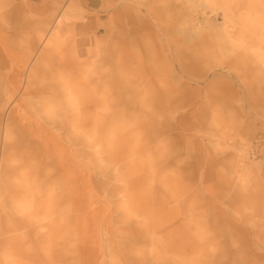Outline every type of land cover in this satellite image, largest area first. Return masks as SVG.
<instances>
[{
	"label": "bare ground",
	"instance_id": "6f19581e",
	"mask_svg": "<svg viewBox=\"0 0 264 264\" xmlns=\"http://www.w3.org/2000/svg\"><path fill=\"white\" fill-rule=\"evenodd\" d=\"M35 1L41 3L0 4V264H171L169 248L161 247L171 244V230L151 237L147 249L137 244L122 247L121 238L118 242L104 223L94 230L97 219L76 215V200H89L93 188H104L107 196L119 200L137 198L132 193L121 197L120 186L99 182L100 173L95 176L94 171L95 166L106 169L110 139L122 132V52L112 56L111 63L92 54L88 49L92 38L83 35L88 25L67 23L82 0ZM105 1L98 21L109 16L103 23L110 31L102 29V38L113 44L122 10L141 6L131 0ZM180 3L183 6L186 0ZM159 4L168 11L180 8L167 0ZM157 5L154 0L145 7ZM220 10L224 21L209 24L226 44L242 43L250 25L241 23L236 35L233 10L225 5ZM131 15H125L128 21L134 20ZM102 38L95 33L94 45ZM144 94L151 97L144 101L136 94L132 99L139 101L129 98L124 104L133 111L137 135L148 132L144 146L150 149L159 133L166 135L172 128L168 120L156 123L155 117L157 107L162 116L171 112L166 101L170 93L151 89ZM154 100L161 104L156 106ZM217 201L221 243L231 244L239 264H248L243 255L264 261L261 241H255L264 233V200ZM191 240V253H201V243ZM174 253L175 262L190 260L184 244ZM204 256L198 259L203 261Z\"/></svg>",
	"mask_w": 264,
	"mask_h": 264
},
{
	"label": "rangeland",
	"instance_id": "374dc122",
	"mask_svg": "<svg viewBox=\"0 0 264 264\" xmlns=\"http://www.w3.org/2000/svg\"><path fill=\"white\" fill-rule=\"evenodd\" d=\"M131 1L141 8L122 10L113 44L102 38V29L110 31L103 23L109 16L98 21L105 0H82L67 21L88 25L83 35L92 38V54L111 63L112 56L122 52V132L110 139L106 169L95 166L94 171L95 176L100 173L99 182L120 186L121 197L137 196L119 200L107 196L104 188H91L89 200H76V215L97 219L94 230L104 223L118 242L121 238L122 247L137 244L147 249L154 238L171 230V244L161 246L169 248L171 264H180L174 252L183 244L190 258L186 264H239L231 244L221 243L217 200H264V0H186L183 6L180 0H167L180 6L169 11L158 0L156 8L148 7L151 12L145 4L154 0ZM23 3L41 1L0 0L11 6ZM223 5L234 12V34L241 33V23L250 25L242 43L226 44L209 24L224 21ZM129 14L134 20L128 21ZM95 33L103 40L98 46ZM151 89H168L170 98H164L171 112L162 116L157 107L155 117L156 123L168 120L172 128L166 135L159 133L148 149V132L137 135L133 111L124 102L145 101ZM136 94L140 99H132ZM160 104L157 100L156 106ZM261 224L264 228V214ZM190 238L201 243V253H191ZM255 241L264 248V233ZM201 254L203 261L198 259ZM260 256L264 258V250ZM240 257L248 264H264Z\"/></svg>",
	"mask_w": 264,
	"mask_h": 264
}]
</instances>
